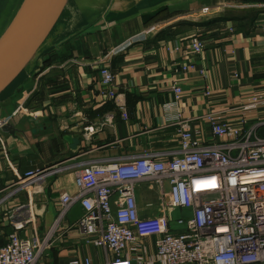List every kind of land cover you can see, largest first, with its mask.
<instances>
[{
	"label": "crops",
	"instance_id": "0c3cea01",
	"mask_svg": "<svg viewBox=\"0 0 264 264\" xmlns=\"http://www.w3.org/2000/svg\"><path fill=\"white\" fill-rule=\"evenodd\" d=\"M202 2L206 0H184L155 17L144 14L75 39L47 56L21 88L22 92L33 86L38 90L29 98L26 114L17 113L21 89L1 104L5 120L17 132L12 136L0 130V246L7 244L13 225L21 224V238L42 242L52 234L51 245L36 264H75L86 259L106 264L110 254L86 245L76 227L83 214L78 204L57 222L59 197L77 193L75 180L81 169L53 174L18 193H12V186L28 172L58 164L176 151L179 136L173 122L178 116L190 120L192 129H204L206 136L208 114L231 122L242 117L250 123L264 119V13L251 20L221 14L199 18ZM193 36L206 44L200 57L189 52ZM104 57L103 64L96 65ZM190 62L193 70L175 72ZM100 67L115 76L113 101L97 92ZM173 84L182 90L175 104L170 92ZM254 97L261 104L247 108ZM151 195L155 201L149 200ZM148 204L151 208L157 204L156 190L142 185L137 194L141 217L155 214ZM173 213L171 226L181 231ZM143 244L145 248L137 247L139 258L150 264L153 239Z\"/></svg>",
	"mask_w": 264,
	"mask_h": 264
},
{
	"label": "built area",
	"instance_id": "2783aa9c",
	"mask_svg": "<svg viewBox=\"0 0 264 264\" xmlns=\"http://www.w3.org/2000/svg\"><path fill=\"white\" fill-rule=\"evenodd\" d=\"M188 48L192 57H200L206 44L193 36ZM104 59L96 65H102ZM193 69L190 62L179 65L175 72ZM98 76V94L113 101L114 74L100 67ZM24 91L19 115L27 113V102L38 90L33 86ZM170 92L175 104L182 96L181 87L173 84ZM205 95L209 97L210 91ZM261 102L254 97L247 108L254 109ZM204 119L207 136L201 127L192 129L190 120L176 117V151L37 169L14 184L12 193L69 168L81 169L75 180L77 193L59 197L57 222L78 204L83 214L76 227L86 245L110 254L106 264L147 263L140 260L137 249L146 247V239H153L150 264H264V119L250 123L242 117L231 122L212 114ZM208 181H214V186L205 183ZM142 185L156 190L157 205L151 217L139 214L137 194ZM175 211L187 214L176 219V226L182 228L178 232L171 226ZM21 228L14 224L7 244L0 246V264H36L51 245L52 234L38 242L21 238ZM75 264L92 263L86 259Z\"/></svg>",
	"mask_w": 264,
	"mask_h": 264
},
{
	"label": "water",
	"instance_id": "95a60500",
	"mask_svg": "<svg viewBox=\"0 0 264 264\" xmlns=\"http://www.w3.org/2000/svg\"><path fill=\"white\" fill-rule=\"evenodd\" d=\"M184 0H0V106L75 39ZM0 130L17 132L0 108Z\"/></svg>",
	"mask_w": 264,
	"mask_h": 264
},
{
	"label": "rangeland",
	"instance_id": "374dc122",
	"mask_svg": "<svg viewBox=\"0 0 264 264\" xmlns=\"http://www.w3.org/2000/svg\"><path fill=\"white\" fill-rule=\"evenodd\" d=\"M203 3L205 2H202L201 6L204 5L203 6L204 9L199 11L201 15L203 16L199 18H208V17H213V16H217L221 14L223 16L228 15L229 18L231 17L238 18L240 16H243L251 20L257 14L261 12L264 13V2H250L248 0H206V3L205 4ZM206 6H209V7H206ZM199 12L197 11V14H200ZM22 89L20 90V92L23 91ZM143 193H145L146 195H149V192L146 189ZM149 200L155 201V196L154 195L149 196ZM155 206L154 208H149V210L154 211ZM184 215L187 216V214H181L179 211H175L173 213L174 224H176L175 221L177 218L184 216Z\"/></svg>",
	"mask_w": 264,
	"mask_h": 264
},
{
	"label": "trees",
	"instance_id": "16d2710c",
	"mask_svg": "<svg viewBox=\"0 0 264 264\" xmlns=\"http://www.w3.org/2000/svg\"><path fill=\"white\" fill-rule=\"evenodd\" d=\"M248 1H250V2H264V0H248ZM164 11H166V8H162V9L150 14V16H151V18L155 17V16L159 15L161 12H164Z\"/></svg>",
	"mask_w": 264,
	"mask_h": 264
},
{
	"label": "snow or ice",
	"instance_id": "6c2138e0",
	"mask_svg": "<svg viewBox=\"0 0 264 264\" xmlns=\"http://www.w3.org/2000/svg\"><path fill=\"white\" fill-rule=\"evenodd\" d=\"M206 184H208L209 186H214V181H208V182H205Z\"/></svg>",
	"mask_w": 264,
	"mask_h": 264
}]
</instances>
